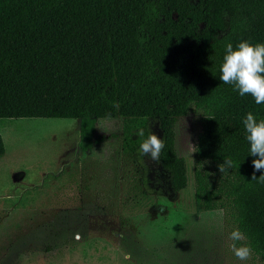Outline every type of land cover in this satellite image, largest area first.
<instances>
[{"label":"trees","instance_id":"16d2710c","mask_svg":"<svg viewBox=\"0 0 264 264\" xmlns=\"http://www.w3.org/2000/svg\"><path fill=\"white\" fill-rule=\"evenodd\" d=\"M242 40L264 43V0H0V119L77 120L81 152L102 141L97 120L121 119V152L142 183L152 123L177 193L187 180L175 126L195 116L194 211L222 210L264 261V182L252 180L243 125L248 112L264 119V104L219 80L225 44Z\"/></svg>","mask_w":264,"mask_h":264},{"label":"rangeland","instance_id":"374dc122","mask_svg":"<svg viewBox=\"0 0 264 264\" xmlns=\"http://www.w3.org/2000/svg\"><path fill=\"white\" fill-rule=\"evenodd\" d=\"M121 125V119L97 120L95 134L102 141L81 152L77 120L0 119V262L14 250L6 241L25 226L37 229L49 223L67 233H118L120 241L123 227L156 223L162 229L187 228L198 246L204 239V250L211 252L207 264H264L253 253L246 261L234 256L229 247L234 228L222 210L194 211L195 116L180 118L175 126L174 146L187 180L177 193L147 157L145 181H140L141 169L121 152ZM149 130L159 136L154 124Z\"/></svg>","mask_w":264,"mask_h":264},{"label":"crops","instance_id":"0c3cea01","mask_svg":"<svg viewBox=\"0 0 264 264\" xmlns=\"http://www.w3.org/2000/svg\"><path fill=\"white\" fill-rule=\"evenodd\" d=\"M190 232L187 228L162 229L156 223L133 229L127 225L118 241V233H67L49 223L37 229L25 226L6 241L14 250L0 264H207L210 250H204V239L200 246L199 241H191Z\"/></svg>","mask_w":264,"mask_h":264},{"label":"clouds","instance_id":"9594fccd","mask_svg":"<svg viewBox=\"0 0 264 264\" xmlns=\"http://www.w3.org/2000/svg\"><path fill=\"white\" fill-rule=\"evenodd\" d=\"M219 80L224 84L234 86V91H238L241 97L250 95L256 104H264V43H251L248 40H242L233 47L232 43L225 44V54L219 68ZM119 109V104L113 105ZM246 139L249 143L250 155L255 157L251 163L253 166L252 180L264 182V119L259 121L248 112L243 120ZM137 135L145 137V130L138 129ZM165 144L163 138L157 136L153 131L148 130L147 138L139 145V154L141 157L150 158L152 161H159L160 154ZM233 166L231 159H224L223 163L218 165L220 172L227 171ZM261 172L257 177L255 172ZM231 244L229 245L234 256L240 261L249 259L252 248L243 243L247 237L239 228L233 229L229 234Z\"/></svg>","mask_w":264,"mask_h":264}]
</instances>
